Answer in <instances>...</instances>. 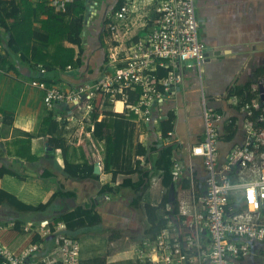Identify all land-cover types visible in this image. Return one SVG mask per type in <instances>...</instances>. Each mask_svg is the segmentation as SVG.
Returning a JSON list of instances; mask_svg holds the SVG:
<instances>
[{
	"label": "crops",
	"instance_id": "obj_1",
	"mask_svg": "<svg viewBox=\"0 0 264 264\" xmlns=\"http://www.w3.org/2000/svg\"><path fill=\"white\" fill-rule=\"evenodd\" d=\"M30 1L37 5L44 0ZM99 1L103 3L100 11L102 12L107 6L115 10L119 0ZM195 2L196 14L200 20L199 36L207 46L208 55L201 65L202 70L198 65L180 67L183 73L181 88L172 98L159 105V113L164 118L170 112L175 114L172 138L163 139L153 124L144 123L135 114L136 118L131 120L134 122L132 141L120 155L124 168L126 166L136 168L137 160H141L140 170H152L161 150L175 143L177 146L174 156L181 162L184 174L195 176L196 179L187 189L175 185L176 188L170 190V197L176 199L179 204L181 201L194 204L193 200L198 190L203 192L206 188L208 173L203 157L193 154L191 150L192 146L205 137L203 97L206 96L207 106L224 114L225 117L237 118L238 130L233 140L228 142L224 138L218 139L219 159L223 161L231 147L235 143H242L245 136L243 114L238 112L227 98L233 88L245 84L253 71L264 64V0H195ZM46 18V14H40L34 21V26L40 28L41 20ZM149 29V25L136 23L133 27V39L136 40ZM101 39L102 48L99 50L106 52L108 44L104 33ZM7 51V44L2 40L0 168L7 169L9 173L0 177V190L9 192L29 204L46 202L60 190L62 193L56 196L45 211H20L6 201L0 203V225L7 226L1 231L11 229L12 227L8 225L15 219H21L22 226L38 227L50 223L53 218L66 211H73L79 207L84 209L94 207L101 215L102 221L96 225L72 230L73 236L81 242V264H139L137 256L147 244V233L150 228L145 204L157 205L169 192V188L162 182V176L154 183L150 181L142 193L141 201L136 202L135 197L139 193H135L130 187H122L121 184L126 179L137 182L141 174L126 173L122 170L117 174L116 181H113L112 172L104 170L106 155L104 140L92 136L95 149L92 157L81 143L75 142L73 138V133L77 132L75 124L66 121L65 124L56 127L55 123L53 125L46 122L45 119L49 117L51 111L44 102L47 86L40 79L41 76H45V68L35 63H22L18 56L9 55ZM94 54L93 50L88 51L86 63L81 70L69 68L60 77L51 74L54 86L68 91L76 85L99 79L103 67L99 69L98 61L93 59ZM96 55L99 58L98 54ZM89 60L94 65L88 63ZM70 70H74V74L68 73ZM106 100L107 102L102 105L103 110L119 113H126V110H129L120 105L121 103L113 104L108 98ZM55 112H58V108H55ZM103 116L100 115V119ZM51 120L61 122L57 117H52ZM222 127L223 124L219 123V137ZM54 135L65 139L68 146L67 158L70 162L83 164L86 159L95 164L98 162L100 172L95 173L99 178H78L67 174L64 171L62 151L50 143ZM139 143L146 148L144 155L137 154ZM104 184L114 186V192L100 193ZM65 192H69L68 195ZM163 209L158 210L159 214ZM34 233L38 231L22 230L11 243H5L3 240L2 242L18 252L32 244L26 242ZM49 237L53 238L52 235ZM49 245L50 247L54 245V238L53 243ZM263 261L262 253L257 249L249 256L241 258L237 264H263Z\"/></svg>",
	"mask_w": 264,
	"mask_h": 264
},
{
	"label": "built area",
	"instance_id": "obj_2",
	"mask_svg": "<svg viewBox=\"0 0 264 264\" xmlns=\"http://www.w3.org/2000/svg\"><path fill=\"white\" fill-rule=\"evenodd\" d=\"M46 1L56 11H64L74 0ZM195 4V0H125L121 10L113 16L109 14L115 41L118 27L128 19H142L141 24L149 25V31L125 48L107 45L108 62L99 79L68 91L54 85L46 88L44 102L50 111L59 105L79 106V113L70 109L64 114L57 113L56 117L79 126L86 135L82 143H90L87 145L93 154L94 135L86 129L92 124L91 99L98 91L107 93L111 103H121L133 111L144 123L153 124L163 136L160 122L164 116L154 111L155 106L165 103L181 88L180 67L198 65L202 70L208 53L199 36L200 20ZM159 67L167 73L157 76ZM136 88L141 89L139 98L129 103L128 90ZM227 99L243 114L244 141L235 143L226 159H219L218 124L228 122L230 117L207 106L204 96L205 137L191 150L203 157L208 173L205 191L195 195L194 204L181 201L173 215L169 214L172 205L166 204L168 223L154 239H146L147 244L137 256L139 264H237L257 249L264 259V111L255 114L260 104L258 96L245 101L230 93ZM172 134L170 131L169 135ZM183 176V166L173 156V181L177 183ZM160 177L153 174L150 181L154 183ZM190 178L193 183L194 176ZM234 198L243 200L241 208L232 205ZM14 225L11 222L8 226ZM6 227L0 225V231ZM66 229L64 221L21 226L25 232L37 230L43 238L52 235L54 245L49 248L38 241L20 252L7 247L0 234L3 264H81V242L68 236Z\"/></svg>",
	"mask_w": 264,
	"mask_h": 264
},
{
	"label": "trees",
	"instance_id": "obj_3",
	"mask_svg": "<svg viewBox=\"0 0 264 264\" xmlns=\"http://www.w3.org/2000/svg\"><path fill=\"white\" fill-rule=\"evenodd\" d=\"M124 4L125 0H119L115 10L112 12H118L123 8ZM85 11V0H74L73 2H69L64 11H56L53 7L48 5L46 0L37 5H34L30 0H0V42L5 40L8 54L18 56V59L21 60L22 63H35L36 65L43 66L45 68V76H41L40 79L47 87L53 86L55 83L52 81L51 74L52 76L60 77L69 67L81 70L86 63V55L89 50L95 52L93 59L94 61H98V67L100 69L108 62V57L106 52L99 50L102 48V39L99 38L98 27L95 23H93L88 28L86 34L83 35V30L85 28ZM40 14H46L47 18L41 20L40 28H36L34 26V21ZM112 22L110 18L106 21L103 30L106 36L112 34L110 27ZM88 37H90L89 40ZM137 39L138 38H136V40ZM96 54H98L99 58ZM87 62L94 65L91 60ZM166 73L167 70L162 67H159L155 72L157 76H163ZM140 93V88L129 89V103L137 102ZM231 94H236L245 101H249L258 96L260 104L258 108L255 109V114L258 115L260 112L264 111V64L253 71L252 76L245 84L233 88ZM107 96V93L98 91L96 97L91 99L93 104V112L91 114L92 124L89 125L86 130L92 131L94 136L105 141L106 155L104 158V170L112 172L113 181H116L117 174L122 170L126 173L139 172L141 174L137 182L126 179L121 184L122 187H130L135 193L138 192L139 194L135 197V201L140 202L143 197L142 193L147 189L150 183L151 177H149V174L151 170H140L139 165L141 160H137L136 168L132 166H126V168H124L120 160L122 151L126 145L132 141L134 122L131 120L136 118V115L131 110H126V113L103 110L102 105L107 102ZM56 108H58V112L54 113L55 109L51 110L49 117L45 119L46 122L53 125L55 123L56 127L66 122L64 119L58 123L51 120L52 117L56 118L57 113L64 114L70 109L76 110L77 113L81 111L78 105L73 106L70 104L63 106L59 105ZM159 108V105L155 106L154 111L159 112ZM235 108L239 112L238 107ZM102 114L104 116L100 119V115ZM174 122L175 114L173 112H170L167 117L161 119L163 139L172 138L169 132L174 131ZM237 130V118L235 116L230 117L228 122L223 123L222 131L220 132L221 136L219 138H224L225 141L231 142ZM28 136L31 135L28 134ZM50 143L62 151L65 163L64 171L67 174L78 178H99V175L94 171L95 163L87 159L84 160L83 164L70 162L68 160V146L63 137L54 135L50 139ZM87 144L89 145L90 143ZM87 144L81 143L90 156H92L90 145L88 146ZM176 146L175 143L165 146L161 150L152 168L155 175L162 176V182L169 188V192L163 196L159 204H145L146 214L150 222V228L147 233L148 239H154L158 232L167 225L168 219L165 217V214L168 213L165 211L166 204L170 203L173 207V210L169 211V214L173 215V213L178 211V201L170 197L172 186L177 185L182 189H187L191 185L192 180L189 174H184L177 183L173 181V156ZM145 153L146 148L139 143L137 145V154L144 155ZM5 173H9V171L5 168H0V177L5 175ZM48 174L52 175L51 172H48ZM148 177L149 179L146 180ZM112 192H114V186L111 184H104L100 189V193L102 194ZM60 193H62V190L55 193L46 202L29 204L23 202L17 198V196L9 192L0 190V203L6 201L10 206L20 211H45ZM68 193L69 192H65L67 195ZM199 193L200 190H198L196 195L198 196ZM233 200V206L237 208L243 206L242 199L234 198ZM162 208L164 209L162 213L159 214L158 210ZM60 221H64L67 225L65 233L75 238L72 234V230L99 224L102 221V217L94 207L90 209L79 207L76 210L66 211L58 215L53 218L50 223L53 225ZM14 224L15 225L11 229L1 231L0 233L2 235L1 239L5 243H11L22 231L21 226L23 221L21 219H15ZM38 241L45 242L50 248L49 244L53 243V238L49 236L43 238L39 233H34L26 244ZM3 261V258L0 256V264H3Z\"/></svg>",
	"mask_w": 264,
	"mask_h": 264
},
{
	"label": "rangeland",
	"instance_id": "obj_4",
	"mask_svg": "<svg viewBox=\"0 0 264 264\" xmlns=\"http://www.w3.org/2000/svg\"><path fill=\"white\" fill-rule=\"evenodd\" d=\"M110 16H113L115 13L111 12L109 13ZM115 17V16H114ZM138 20V21H137ZM137 21L138 24H140V22H143L142 19H137L134 18L132 21L130 19H128L125 24H123L122 26L118 27V30L116 31L117 35L116 38H118V41H115L116 39L114 38V35H110V36H106L105 39H107V44L109 46H119V47H126L127 45H129L132 41H134V36H133V27L135 26V22ZM133 23H135L133 25ZM141 31V30H140ZM127 107H125L126 109ZM77 129L76 133H73V138L75 139L76 143H82V139L86 138L85 132L77 125L74 126Z\"/></svg>",
	"mask_w": 264,
	"mask_h": 264
},
{
	"label": "water",
	"instance_id": "obj_5",
	"mask_svg": "<svg viewBox=\"0 0 264 264\" xmlns=\"http://www.w3.org/2000/svg\"><path fill=\"white\" fill-rule=\"evenodd\" d=\"M85 2H86V11H85V20H84V27L85 28L83 30V35L86 34L87 29H88L89 25L92 23L94 16H96L100 13L101 8H102V4H103L99 0H85ZM105 14H106V17H108L109 11L106 12ZM102 31L103 30H101V32L99 34L100 39L102 36ZM207 55H208V53H207ZM68 73L74 74V70H70V72H68ZM160 146L163 147L162 144H160ZM95 172L96 173L100 172V165L98 162L95 164ZM153 174H154V170L152 169L150 174H149V177H151ZM149 177L146 180H148ZM173 188H176V186H172V189Z\"/></svg>",
	"mask_w": 264,
	"mask_h": 264
},
{
	"label": "flooded vegetation",
	"instance_id": "obj_6",
	"mask_svg": "<svg viewBox=\"0 0 264 264\" xmlns=\"http://www.w3.org/2000/svg\"><path fill=\"white\" fill-rule=\"evenodd\" d=\"M113 10H114L113 8H110V6H107L106 8L103 9L102 12H100L99 15H97L95 17V20L93 18V21H92L91 25L93 23H95L97 25V27H98V34H100L101 30H104L106 21L109 18V15H108V17H106V14L105 13L108 12V11H109V13H111ZM102 34H103V31H102Z\"/></svg>",
	"mask_w": 264,
	"mask_h": 264
},
{
	"label": "bare ground",
	"instance_id": "obj_7",
	"mask_svg": "<svg viewBox=\"0 0 264 264\" xmlns=\"http://www.w3.org/2000/svg\"><path fill=\"white\" fill-rule=\"evenodd\" d=\"M119 104H120V103H119ZM120 105H121V104H120ZM120 105H119V106H120ZM120 107H121V106H120Z\"/></svg>",
	"mask_w": 264,
	"mask_h": 264
}]
</instances>
